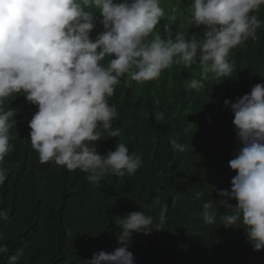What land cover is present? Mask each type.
I'll return each mask as SVG.
<instances>
[{
	"label": "clouds",
	"instance_id": "clouds-1",
	"mask_svg": "<svg viewBox=\"0 0 264 264\" xmlns=\"http://www.w3.org/2000/svg\"><path fill=\"white\" fill-rule=\"evenodd\" d=\"M262 5L264 0H192L189 24L203 26L202 35L169 32L162 38L154 35L166 16L161 0H0V164L13 147L10 129L16 124L15 110L6 109L5 102L23 95L37 108L29 121L30 143L42 164L79 169L94 185L109 173L134 175L142 167L140 154L130 152L120 139L114 151L104 154L95 143L101 141V130L108 138L121 135L112 126L119 119L117 109L108 103L121 77L145 83L176 64L186 69L199 65L200 79L188 81L195 90L203 89L205 82L235 78L232 50L258 39L264 21L252 13ZM171 11L176 20L178 8L174 5ZM98 18L103 31L92 38ZM224 105L231 108L240 142L229 161L236 175L230 192L217 190L226 199L204 201L199 215L204 224L213 225L218 207H225L221 224L243 225L251 247L260 251L264 249V83L234 103L225 99ZM169 142L174 151H185L179 137H170ZM7 176V169L0 167V186ZM204 195L197 191L195 199ZM150 207L160 209L158 223L142 210L115 217L119 246L111 253L94 254L87 264H135L128 250L133 234L165 228L166 205L157 196ZM8 220L7 210L0 208V221ZM8 252L6 245H0V255ZM22 255V250L10 255L8 264H19Z\"/></svg>",
	"mask_w": 264,
	"mask_h": 264
},
{
	"label": "trees",
	"instance_id": "trees-1",
	"mask_svg": "<svg viewBox=\"0 0 264 264\" xmlns=\"http://www.w3.org/2000/svg\"><path fill=\"white\" fill-rule=\"evenodd\" d=\"M191 2L161 0L166 16L154 35H202L203 26L189 24ZM174 5L176 20L171 19ZM252 14L264 21V5ZM102 31L98 18L92 38ZM257 37L232 50L235 78L205 82L201 90L188 87L190 79H200L199 65L186 69L173 64L159 79L145 83L121 77L108 98L119 115L112 126L121 135L108 138L101 130L97 151H114L120 139L130 152L141 155L143 163L134 175L109 173L99 185L90 183L88 174L79 169L42 164L30 143L29 121L36 106L23 95L8 98L5 108L15 110L16 124L10 129L13 147L0 164L8 171L0 186V208L9 215L7 222L0 221V245L9 249L0 255V264H8L18 250L23 251L19 264H87L94 254L111 253L119 246L115 217L142 210L158 223L160 209L150 207L157 196L167 207L165 228L149 235L133 234L128 250L135 264H264V249L253 250L243 225L221 224L225 207H218L213 225L204 224L199 215L204 201L226 199L217 190L231 191L236 173L229 161L240 142L234 115L224 100L234 103L264 83V25ZM170 137H179L185 151H174ZM197 191H203L204 197L195 199ZM229 203L236 205L235 200Z\"/></svg>",
	"mask_w": 264,
	"mask_h": 264
}]
</instances>
